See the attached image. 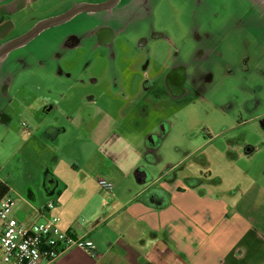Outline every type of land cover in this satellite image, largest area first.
<instances>
[{"label":"rangeland","instance_id":"374dc122","mask_svg":"<svg viewBox=\"0 0 264 264\" xmlns=\"http://www.w3.org/2000/svg\"><path fill=\"white\" fill-rule=\"evenodd\" d=\"M81 1L106 0H42L34 7L41 20L37 24ZM246 3L147 0L137 13L113 25L109 42L99 44L96 30L88 32L95 26L91 14L83 13L12 53L7 63L12 67L0 76L15 79L12 86L0 82V103L16 113L12 127H0V181L9 188L15 211L22 197L31 195L35 204H47L43 185L49 171L66 180L76 171L74 164L90 161L94 167L89 175L98 179L105 173L102 168L113 155L105 159L104 152L94 153L89 131L82 126L86 109L98 116L104 111L115 114L118 128H112L113 133L125 141L112 137L109 142L114 143V154L126 150V156L119 155L125 169L136 153L124 149L126 144L141 142V155L147 151L149 133L162 135L158 154L164 163L155 168L142 154L129 174L132 181L134 170L154 176L167 168L166 163L195 175L210 172L232 186L244 175H264V55L256 54L254 35L235 22L249 14ZM37 24L25 23L15 35L27 34ZM74 42L78 47L73 48ZM172 72L188 79L182 86L174 85L169 80ZM45 107L52 108V115L44 113ZM92 122L87 125L90 131ZM161 122L168 128L165 134L159 129ZM50 123L56 130L45 129ZM246 140L260 149L251 161L235 160L234 153L224 152L228 144L236 147ZM196 148V158L185 160ZM206 161L210 167L203 164ZM87 172L81 168L83 177ZM91 181L88 188L94 187Z\"/></svg>","mask_w":264,"mask_h":264},{"label":"crops","instance_id":"0c3cea01","mask_svg":"<svg viewBox=\"0 0 264 264\" xmlns=\"http://www.w3.org/2000/svg\"><path fill=\"white\" fill-rule=\"evenodd\" d=\"M41 1L0 0V49L25 35H15L25 23L37 24L41 21L34 9ZM140 1L127 0L124 3L120 0L113 9L89 12L91 15L88 17L110 27L109 24L120 17L127 18L130 12L133 13L134 8L141 5ZM243 1L250 5L249 14L239 16L235 22L254 35L251 37L259 46L255 52L264 55V7L256 1ZM102 2L105 1L96 4L81 1L74 3L73 7ZM16 16H19L18 21H13ZM229 19L226 18V22ZM27 44L0 58V76L12 67L7 64V58ZM72 45L73 48L78 47V42ZM250 53L254 54L253 51ZM3 77L2 80L0 77V82L8 81L9 86L15 85V79L12 81L6 75ZM51 111V107L44 108L47 115H52ZM83 113L82 126L89 131L86 136L92 141L94 153L101 156L104 152L103 157L113 155L107 166L102 168L105 173L98 179L89 175L94 167L90 161L74 164L76 171L66 180L49 171L43 185L45 197L49 199L47 204H35V196L31 195L27 199L22 197L21 205L16 211L15 206L13 211V217L23 223L28 220L45 221L57 216L62 230L75 237L92 240L95 244L94 254L77 248L67 249L48 264H264V175H244L232 186L225 178L214 177L210 172L209 175L206 172L201 174L202 177L189 170H179L178 165L166 163L167 168L158 169L154 176L144 169L134 170V182L129 174L142 154L155 168L164 163L161 154H158L162 135L158 137L156 132L149 133L147 151L141 155L137 149L141 142L126 144L124 149L136 153L133 164L125 169L123 164H119V155L123 153L126 156V150L114 154L111 152L114 143L109 142L112 137L125 141L122 136L113 133L118 128H114L115 114L104 111L98 116L90 109ZM15 114V111L7 110V105L0 103V127H12ZM90 119L95 123L91 131L87 128ZM41 126L39 124V128ZM22 127L27 125L24 123ZM50 128L56 130L51 123L45 126L48 131ZM159 129L163 134L168 131L164 122L160 123ZM61 133H64L63 129ZM247 143L246 140L236 147L228 144L224 152L234 153L235 160L251 161L260 149ZM199 153L196 148L185 155V160L195 159ZM203 164L211 166L209 161ZM194 165L192 163L191 167ZM81 168L86 172L88 170L84 177ZM100 179L110 182L112 191L101 187ZM89 180L94 187L88 188ZM0 184L4 183L0 181Z\"/></svg>","mask_w":264,"mask_h":264},{"label":"built area","instance_id":"2783aa9c","mask_svg":"<svg viewBox=\"0 0 264 264\" xmlns=\"http://www.w3.org/2000/svg\"><path fill=\"white\" fill-rule=\"evenodd\" d=\"M99 184L107 191L113 189L105 179H100ZM15 206V200L8 195L0 199V264H48L72 248L94 254V242L62 230L59 217L25 224L13 217Z\"/></svg>","mask_w":264,"mask_h":264},{"label":"water","instance_id":"95a60500","mask_svg":"<svg viewBox=\"0 0 264 264\" xmlns=\"http://www.w3.org/2000/svg\"><path fill=\"white\" fill-rule=\"evenodd\" d=\"M258 2L259 5H262L264 7V0H251ZM120 0H109L107 2L97 4V5H89V4H83L73 7L70 11L61 14L56 17H52L49 19H46L40 23H38L30 32L25 34L23 37H20L8 44H6L4 47L0 49V57L8 53L9 51L16 49L18 47H21L36 37H38L42 32H44L47 29H50L52 27H56L59 25H62L68 21H70L72 18L77 16L78 14L82 13H99L104 11H109L116 7Z\"/></svg>","mask_w":264,"mask_h":264},{"label":"flooded vegetation","instance_id":"af4514ba","mask_svg":"<svg viewBox=\"0 0 264 264\" xmlns=\"http://www.w3.org/2000/svg\"><path fill=\"white\" fill-rule=\"evenodd\" d=\"M107 1H109V0H107ZM107 1H105V2H107ZM146 1L147 0H142V4L141 5H137L135 8H134V12L133 13H129V15H131V14H134V13H137L143 6H145L146 5ZM102 3H104V2H102ZM72 9V8H71ZM70 9V10H71ZM131 10L133 9L132 7L130 8ZM69 10V11H70ZM66 13V12H65ZM62 14H64V13H62ZM61 15V14H60ZM128 15V16H129ZM59 16V15H58ZM127 16V17H128ZM122 18H126V17H120V19L118 20V21H115V22H112L111 24H109V26L111 27H106L105 26V24H103V23H100L99 21H93L92 23L95 25L94 27H92V28H90L89 29V31L88 32H92L93 30H96V32L98 33V44L99 43H107V42H109V40H110V38L112 37V27H113V25H115V24H117ZM68 22H70V21H68ZM67 23V22H66ZM100 23V24H99ZM65 24V23H64ZM63 25V24H62ZM60 26V25H59ZM34 40V39H33ZM31 42V41H30ZM29 42V43H30ZM28 43V44H29ZM6 55V54H5ZM2 57H4V55L3 56H1L0 58H2ZM9 60V58H7V60L6 61H8ZM180 72V71H179ZM172 77H170L169 78V80L171 81V82H173V84L174 85H181V84H183V82H185V80H186V78L188 79V77L187 76H185V75H182L181 73L180 74H178V73H175V72H172ZM172 79H174V80H172ZM182 86V85H181ZM87 99H92V98H87Z\"/></svg>","mask_w":264,"mask_h":264},{"label":"trees","instance_id":"16d2710c","mask_svg":"<svg viewBox=\"0 0 264 264\" xmlns=\"http://www.w3.org/2000/svg\"><path fill=\"white\" fill-rule=\"evenodd\" d=\"M8 192H9V188L4 184H0V199L6 196Z\"/></svg>","mask_w":264,"mask_h":264}]
</instances>
